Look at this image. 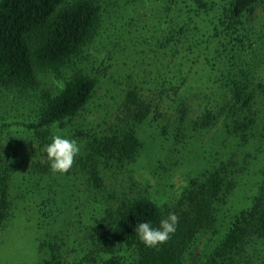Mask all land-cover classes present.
<instances>
[{
  "label": "trees",
  "instance_id": "16d2710c",
  "mask_svg": "<svg viewBox=\"0 0 264 264\" xmlns=\"http://www.w3.org/2000/svg\"><path fill=\"white\" fill-rule=\"evenodd\" d=\"M62 1L0 0V86L26 87L36 72H57L80 55L98 26L101 5L98 0H75L59 8ZM152 1L159 4L153 13L168 18L156 43L170 63H159L155 80L126 87L113 122L97 131L88 130L82 150L64 174V178L79 177L81 185L89 187L84 198L94 206L88 217L91 223L76 228L89 246L78 260L63 257L64 241L57 226L65 211L81 212V205L72 203L79 194L67 190L66 180L50 179L56 172L44 158L43 148L50 143L54 128H63L85 110L96 91L97 78L77 70L60 91L44 93L34 120L22 124L27 135L15 137L5 153L0 150V230L19 210H34L36 227L43 233L37 244V264H126V252H131L134 264H185L187 260L191 264H264V166L252 205L231 217L216 250L204 262L193 256L195 241L201 230L212 226L216 202L234 185L225 166L188 182L178 202L176 231L156 247L146 246L135 227L145 221L159 226L166 217L159 205L146 195L117 194L103 183L105 174L112 172L113 176L136 159L141 147L138 125L147 118L153 122L161 117L162 101L177 96L190 70L184 66L186 55L181 48L191 29L185 21L187 14L177 4L186 0ZM188 1L191 4L184 7L193 6L188 11L198 13L205 7L202 0ZM258 9L264 15V0H230L213 24V36L222 39L219 45L237 52L245 38L250 39L245 23L253 21ZM217 83L215 104L203 107L194 118L187 119L188 108L180 102L179 121L172 133L174 145L188 132L211 130L219 124L241 145L253 138L257 105H264V78L230 61ZM260 133L264 136V128ZM22 142L27 145L18 148Z\"/></svg>",
  "mask_w": 264,
  "mask_h": 264
},
{
  "label": "rangeland",
  "instance_id": "374dc122",
  "mask_svg": "<svg viewBox=\"0 0 264 264\" xmlns=\"http://www.w3.org/2000/svg\"><path fill=\"white\" fill-rule=\"evenodd\" d=\"M73 1L63 0L59 8ZM98 1L101 5L98 26L80 55L57 72H36L26 87L0 86L2 152L13 147L15 137L27 135L22 124L34 120L43 94L60 91L75 71L95 76L98 80L96 91L78 117L53 131L54 135L76 139L81 151L89 129L97 131L113 122L129 84L155 80L159 63H170L169 57L162 56L163 50L158 49L156 43L161 39L168 20L160 13H153L159 4L152 0ZM202 1L205 7L198 13L188 11L193 6L184 7L191 4L188 0L177 3L187 14L185 21L191 29L181 48L186 55L184 66L190 69L185 84L174 99L162 101L161 117L153 122L147 118L138 125L136 135L141 147L136 159L113 176L112 172L105 174L103 183L117 194L150 197L167 216L169 212L176 213L181 195L191 179L201 178L220 165L225 166L226 175L235 179L234 185L216 202L212 226L201 230L195 241L193 256H199L198 260L204 262L216 250L231 217L248 209L258 192L262 178L260 171L264 166V136L260 133L264 128V105H257L258 119L253 138L245 145L228 135L220 124L211 130L188 132L174 145V124L179 121L180 102L188 108L187 119L197 116L205 106L213 107L218 99L220 72L226 70L230 61L240 68L256 71L264 78V15L258 9L250 19L253 21H246L245 33L250 39L245 38L244 45L232 53L228 46L219 45L221 38L213 36V24L230 0ZM188 49L192 52H185ZM26 145L22 142L17 147ZM64 174L56 172L50 179L66 180L67 190L74 195L79 194L78 201L72 203L80 204L81 212L74 209L65 211L57 226V232L64 241L63 257L73 261L75 257L78 260L89 247L86 237L76 228H84L91 223L88 217L94 206H89L84 198L89 187L81 185L79 177L64 178ZM73 178L76 183L71 184ZM35 219L34 210L21 209L7 227L0 230V264H37V244L43 233L36 227ZM71 222L73 224L69 227ZM125 255L126 264H134L131 252ZM185 264H191V261L187 260Z\"/></svg>",
  "mask_w": 264,
  "mask_h": 264
},
{
  "label": "clouds",
  "instance_id": "9594fccd",
  "mask_svg": "<svg viewBox=\"0 0 264 264\" xmlns=\"http://www.w3.org/2000/svg\"><path fill=\"white\" fill-rule=\"evenodd\" d=\"M80 147L76 139L56 134L51 137L50 143L44 146V158L53 172L65 173L72 167ZM178 219L175 212H169L159 221V226H153L148 221L140 222L136 224L135 232L146 246L156 247L167 241L176 231Z\"/></svg>",
  "mask_w": 264,
  "mask_h": 264
}]
</instances>
